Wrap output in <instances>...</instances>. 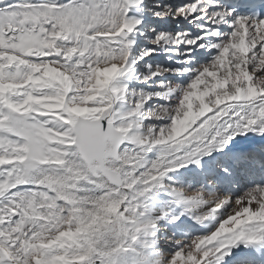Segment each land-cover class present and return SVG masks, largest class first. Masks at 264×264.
I'll return each mask as SVG.
<instances>
[{
  "label": "snow or ice",
  "instance_id": "obj_1",
  "mask_svg": "<svg viewBox=\"0 0 264 264\" xmlns=\"http://www.w3.org/2000/svg\"><path fill=\"white\" fill-rule=\"evenodd\" d=\"M0 264H264V0H0Z\"/></svg>",
  "mask_w": 264,
  "mask_h": 264
}]
</instances>
